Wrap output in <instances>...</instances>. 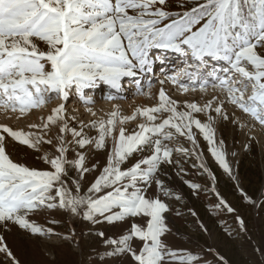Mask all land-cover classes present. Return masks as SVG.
Wrapping results in <instances>:
<instances>
[{
    "label": "snow or ice",
    "instance_id": "obj_1",
    "mask_svg": "<svg viewBox=\"0 0 264 264\" xmlns=\"http://www.w3.org/2000/svg\"><path fill=\"white\" fill-rule=\"evenodd\" d=\"M169 53L182 58V67L149 79L146 89L137 81L132 93L151 103L135 105L129 114L113 104L104 118L88 123L69 113L67 103L75 97L95 117V100L85 89L99 83L115 93L104 100L127 99L124 78L147 75ZM154 82L161 85L156 92ZM166 83L184 98L166 91ZM237 111L264 128V0H0V114L30 121L28 131L0 125L4 264H20L4 235L13 231L39 245L54 264L75 235L74 228H57L76 217L94 226L104 255L122 264H198L199 255L168 239L170 215L183 216L176 204L184 195L162 177L181 155L199 160V133L239 187L214 128L217 118L233 121ZM33 113L40 114L37 121H31ZM131 123L135 128H126ZM9 138L32 150L43 167L13 159ZM101 152L104 163H90ZM199 167L207 171L203 162ZM185 183L199 194L198 184ZM212 191L217 207L236 211L214 185ZM240 194L256 204L243 189ZM41 215L47 226L37 222ZM109 228L118 231L109 235Z\"/></svg>",
    "mask_w": 264,
    "mask_h": 264
},
{
    "label": "rangeland",
    "instance_id": "obj_2",
    "mask_svg": "<svg viewBox=\"0 0 264 264\" xmlns=\"http://www.w3.org/2000/svg\"><path fill=\"white\" fill-rule=\"evenodd\" d=\"M172 10L183 11L184 9L174 7ZM149 75L138 80L139 83H147L149 79L158 74L150 73ZM132 81L137 82V80ZM134 83H132V89L124 88L131 96L136 90ZM169 85L166 83L163 87L169 88V92L177 98H184L177 96L172 85ZM99 86L106 87L107 85L99 83L95 88ZM153 86L161 85L154 83ZM95 88L85 89V93L91 95ZM130 100L128 99V102L116 100V103L120 106L122 103L128 105ZM56 103L57 101H53L48 107L51 108ZM107 104L109 102L106 100L99 102V105L105 107L109 106ZM73 105L75 107L71 108ZM77 108L84 110L77 98L70 97L67 104L69 113L76 115L74 110ZM120 109L124 112V109ZM107 111L105 108L98 109V118H104ZM36 114H38L37 117H31V121L38 120L40 114ZM44 114L46 115L47 111ZM91 117L84 116L82 119L88 123ZM201 119L205 118L201 117ZM29 122V120L8 119L0 114V125H7L14 130L28 131L27 124ZM252 123L253 131L246 138L234 174L239 180V187H237L236 181L216 164L208 151V143L199 133L196 135L198 146L195 149L196 153L201 154L199 160L196 156L184 157L181 155L178 157V165L174 163L166 166L168 174L162 179L177 191L183 190L184 195L183 201L176 204V208L183 213V216L170 215L174 229L168 239L175 248L199 255L201 260L198 264H264V128L254 121ZM240 131L239 126L232 128L230 121L222 122L223 141L233 151L240 147ZM91 134L96 135L95 130H92ZM180 143L184 147L192 148L191 143L183 138ZM9 152L13 159H19L28 166L43 167L42 162L35 158L32 150L11 141L10 138ZM97 160L100 164L104 163L103 152L97 153L90 163L97 162ZM201 162L206 166L207 171L199 167ZM193 165H197V167H193ZM180 168L183 169V172L178 170ZM212 176L215 177V181ZM91 179L92 175H89L88 180ZM186 181L199 185L198 195L187 187ZM213 185L216 191L236 209L235 212L229 213L226 209L217 207L218 199L216 193L212 191ZM240 189H243L252 200H255L256 204L246 202L240 194ZM238 215L244 221L243 228L237 219ZM57 219H60L59 215H57ZM37 222L47 226L46 217L43 215L37 217ZM72 228L75 229V235L71 236L70 241L57 252L54 264H122L114 257L104 255V248L94 235V226L89 221L80 217L70 221L65 219L63 225L57 230L67 233ZM117 231V229H107L109 235H114ZM4 235L8 246L20 264H53L51 257L22 233L13 231ZM4 261L5 257L0 254V264H4Z\"/></svg>",
    "mask_w": 264,
    "mask_h": 264
},
{
    "label": "bare ground",
    "instance_id": "obj_3",
    "mask_svg": "<svg viewBox=\"0 0 264 264\" xmlns=\"http://www.w3.org/2000/svg\"><path fill=\"white\" fill-rule=\"evenodd\" d=\"M153 65H154V63L152 64V66ZM144 77L146 78V75H138L135 78H131V81L132 80H140V79L142 80V78H144ZM164 77H165V74L161 73V74H158L157 76H154L152 78V80L153 81H158L159 79H163ZM154 83H156V82H154ZM154 83H153V85H154ZM140 84L145 89L147 88V83L146 82H143V83L140 82ZM157 84L160 85L159 83H157ZM160 87L161 86H158V87L157 86H152V91L156 92ZM165 90L169 92L170 89L169 88L168 89L165 88ZM109 92H112L113 94H115L114 90L110 89L108 86H106V87L105 86H99L98 88H95V89L92 90V94L90 96L95 100V103L92 105L93 106L92 108H93V111L96 112V114H97L98 109L101 110V109L105 108L106 110L109 111L112 108L113 104H117V105L120 106V104L116 103V100H115V102L114 101H108L109 102V104H107V105H109L108 107L99 105V102L104 100L103 97L106 96ZM121 94L124 95L125 97H127V99L122 100V101H127L128 102V99L129 100L131 99L129 101L128 105L122 103L121 106H120V108L124 109L123 113H125V114H129L131 109H132V107H134L135 105L144 104V103H151V101H147L144 97H141V96H135L133 98L129 94L128 91L126 92V91L122 90ZM194 95L198 96L199 94L197 93V94H194ZM174 97H176V96H174ZM74 107H75V105H73V107H71V108H74ZM225 110L227 111V113H228V115L230 117H232L234 115L231 105H228ZM74 112H76V111H74ZM75 114L76 115H80L81 118H83L84 116L85 117H88V116L90 117L91 116L90 114L86 113L84 110H81V109H79V112H76ZM37 115L38 114L33 113L32 118L33 117H37ZM99 119L100 118H98V115H96L95 117L89 118V120H99ZM223 121L224 120H222L220 118H217V120L215 121V124H214V128H215V131H216V140H217L218 143H219V141L223 140V137H222V134H221V128H222V122ZM241 123H245V124H247V126L246 127H241L240 126ZM230 124H231L232 128H234L235 126H239V128L241 129V131H240L241 141H240L239 149L233 151L230 146L228 147L224 143L225 150H226V153H227L226 159H227L230 167L232 168L233 174H235V170L237 169L239 158H240V155L242 153V149L244 147L246 138H247L248 135L251 134V132L253 131L254 127H253V123L250 120V118L245 116L243 113H240L239 111H237L235 113V119L233 121H230ZM126 128H128V129L135 128V123H131V124L126 125ZM193 131L195 132L196 130L193 129ZM196 135H197V133H196ZM109 143H111V141H109Z\"/></svg>",
    "mask_w": 264,
    "mask_h": 264
}]
</instances>
